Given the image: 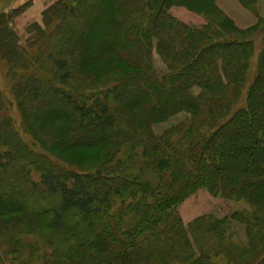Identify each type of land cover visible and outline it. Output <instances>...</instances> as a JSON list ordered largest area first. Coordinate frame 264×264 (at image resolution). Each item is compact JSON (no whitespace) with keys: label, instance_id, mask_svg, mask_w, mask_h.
Returning <instances> with one entry per match:
<instances>
[{"label":"trees","instance_id":"1","mask_svg":"<svg viewBox=\"0 0 264 264\" xmlns=\"http://www.w3.org/2000/svg\"><path fill=\"white\" fill-rule=\"evenodd\" d=\"M216 1L58 0L26 27L34 52L11 24L26 7L0 14L21 116L17 129L0 93V235L13 253L43 264H264V35L245 88L264 18L257 0H237L257 16L239 27ZM173 6L204 24L179 21ZM201 189L246 209L185 224L178 207Z\"/></svg>","mask_w":264,"mask_h":264},{"label":"rangeland","instance_id":"2","mask_svg":"<svg viewBox=\"0 0 264 264\" xmlns=\"http://www.w3.org/2000/svg\"><path fill=\"white\" fill-rule=\"evenodd\" d=\"M56 1L58 0H0V14L5 11L13 12L14 14L15 10L13 9L18 8L22 5L26 7V9L22 13L16 15L13 18L11 24L19 33L21 44H23V46L29 52H34L35 47L31 48L30 46H28L30 34L27 33L26 27L29 25V23L38 21L42 10L52 2ZM169 12L179 21H182L191 26L198 27L205 22L204 18L201 15L191 12L183 6H173L169 9ZM259 17L264 18V15H259ZM230 18L233 19L232 17ZM261 23V26L257 28V31L252 36L254 42V57L250 60V67L248 69L245 88H248V86L256 76V60L257 55L262 47V37L264 35V20ZM154 65L159 69L164 67L157 55L154 56ZM6 73L7 65L0 54V93L3 95L6 102L11 103L10 105H8L7 114H9L13 118L15 127L19 129L21 116L15 104L13 103V96L10 92V86L12 82L7 77ZM244 104L245 93L241 97L239 105L237 107L244 106ZM178 118V116L172 117L165 122L153 125V131L156 134H160L168 126L175 123ZM21 135L23 139L29 144L32 142L27 135H24L22 133ZM244 209H246V204L243 201L228 200L220 196H212L207 190L201 189L197 193L186 198L182 202V204L179 205L178 213L184 223L188 224L192 220L203 215L211 214L216 217H222L229 214L233 210ZM237 235L239 238H243L242 229H237ZM27 240L33 242L32 238ZM12 250L13 249L7 244V242L1 240L0 235V264H43V261L40 259H32L28 251L20 252L17 255L16 253H13ZM44 251V249H41L38 254L41 255Z\"/></svg>","mask_w":264,"mask_h":264},{"label":"crops","instance_id":"3","mask_svg":"<svg viewBox=\"0 0 264 264\" xmlns=\"http://www.w3.org/2000/svg\"><path fill=\"white\" fill-rule=\"evenodd\" d=\"M218 7L242 28L253 25L257 16L237 0H217ZM257 14L264 15V0H257Z\"/></svg>","mask_w":264,"mask_h":264}]
</instances>
